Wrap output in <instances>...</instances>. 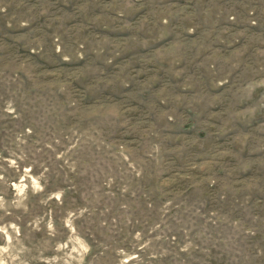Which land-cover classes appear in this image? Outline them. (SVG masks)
<instances>
[{
    "label": "rangeland",
    "instance_id": "1",
    "mask_svg": "<svg viewBox=\"0 0 264 264\" xmlns=\"http://www.w3.org/2000/svg\"><path fill=\"white\" fill-rule=\"evenodd\" d=\"M0 264H264V0H0Z\"/></svg>",
    "mask_w": 264,
    "mask_h": 264
}]
</instances>
